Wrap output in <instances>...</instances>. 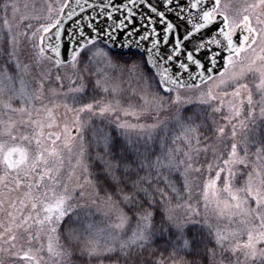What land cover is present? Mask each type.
I'll return each instance as SVG.
<instances>
[{
  "label": "snow or ice",
  "instance_id": "6c2138e0",
  "mask_svg": "<svg viewBox=\"0 0 264 264\" xmlns=\"http://www.w3.org/2000/svg\"><path fill=\"white\" fill-rule=\"evenodd\" d=\"M10 10L14 18L19 8L14 0H3L0 106L8 113H19L21 119L9 116L0 120V136L12 141L34 140L37 153L33 158L28 149L0 141V212H6L8 218L6 224L0 222V264L14 260L41 264L43 255L38 258L32 247L25 250L22 243L26 236L29 245L39 243L35 252L43 253L41 234L47 241L48 256L57 264H264V0L248 4L242 14L233 13L230 0H59L55 7L48 5L44 16L23 17L38 21L35 26L26 24L23 32L13 30ZM20 36L28 38L29 50L22 47ZM256 46L262 54L251 61L247 71L259 73L256 87L260 99L254 100L247 83H239L245 72L234 73L231 79L237 83L231 93H224L233 97L223 116L226 123L212 129L220 139L231 126L228 139L232 143L225 158L217 145L208 142L212 135L206 121L197 122V110L185 107L190 103L207 105L217 97L210 89L195 101L183 93L214 81L218 67L223 68L218 75L224 77L230 67L247 58L245 54L256 52ZM257 60L262 63L253 68ZM98 62L112 70L128 67L135 74L144 93L141 99L156 113V122H118L111 131L101 128L93 136L95 154L84 162L83 113L103 118L119 109L137 121L141 113L131 106L121 108L119 100L115 105L102 104L98 110L93 103L73 108L65 102V109L77 115L73 120L75 135L67 124L63 128V148L71 153L72 142L79 136L77 166L87 174L83 183L70 191L60 179V167H49L48 157L63 160L57 148L61 135L49 132L52 147H44L45 124L34 119L33 113L39 116L44 112L47 120H53L52 109L43 103L46 84L53 96L71 95L74 102L90 88L108 93V73L104 81L96 79L92 85L83 74ZM65 78L67 91H63ZM111 91L118 93L119 84H112ZM14 100L19 106H14ZM37 101L41 107H36ZM222 109L223 100L212 107L213 112ZM162 112L171 115L160 120ZM167 124L181 130L172 143L184 141L186 159L177 161L178 148L157 154L156 137L151 132L144 139L129 135L130 130L155 132ZM53 126V122L47 123L48 128ZM252 146L256 163L243 186L237 187V166H242L244 175ZM209 151L214 163L207 165L210 176L202 190L205 208L214 202L221 219L227 214L230 219L243 217L242 224L259 222L250 224L243 242L230 246L225 243L228 235L201 217L199 202L195 206L191 202L189 173L202 171L201 166H195L198 160L193 153L195 158L201 153L207 158ZM21 189L23 198L13 199L11 194ZM93 207L105 209V216L115 213L107 235L94 228L90 219ZM181 208L184 211L178 213ZM132 221L135 226L129 233ZM158 252L161 254L152 260ZM163 252L168 253L167 259Z\"/></svg>",
  "mask_w": 264,
  "mask_h": 264
},
{
  "label": "rangeland",
  "instance_id": "374dc122",
  "mask_svg": "<svg viewBox=\"0 0 264 264\" xmlns=\"http://www.w3.org/2000/svg\"><path fill=\"white\" fill-rule=\"evenodd\" d=\"M14 2L17 4L19 11L15 13V17L13 18V14L11 10L9 11V20L13 26V30L15 32H21V27L24 23H38L36 20H23V17L28 16L31 17L33 15H41L44 16L47 14V7L49 4H52L53 7L56 6V4L59 2V0H14ZM256 0H230V3L232 5V11L234 14H242L243 9L251 3H255ZM3 3V0H0V4ZM3 11H0V18L3 17ZM35 25V24H34ZM2 26V25H0ZM19 39L23 42L22 47L27 51L29 50L30 46L28 44V38L23 36H20ZM256 52H249L246 55V59H243L241 63L236 64L234 67H230L228 71L225 73L224 77H220L219 75L216 76V79L214 81H208L205 84H202L199 89H192L189 91H185L183 95L185 97H190L193 101H195L201 93H207L209 89L212 91V94L217 97L216 100L210 101L207 106H210L211 108L213 106H218L220 100L224 101V109H222L221 112H215L219 115L221 120V125L225 124L226 121L223 120V116L227 115V107L228 102L233 100V97L231 95L224 96L225 92L231 93L233 90L236 81L232 80L231 77L234 73H240L241 71L245 72V75L243 78L239 80V83H247L249 88L252 91L254 100H259L261 93L258 91L256 85L259 82V73L256 71L248 72L247 66L251 63L253 59H255L258 55H261L259 46H256ZM261 61L257 60L256 64L253 65V68H258L261 65ZM70 74V70H66ZM105 73L109 74V80L107 81L109 83V95L107 93L106 96L107 100L93 103L95 108L98 110V108L102 104H106L111 102L112 104H116L117 100L120 102L121 108H128L129 106L135 108L138 112L141 113L140 119L137 121L133 116H125L122 111L119 109L111 114H106L105 117L101 118L99 115H93L90 112H85L81 115V119L85 122L86 127L84 128L82 135L84 137V145L87 148V152L85 153V156L83 157L84 162L90 161V156L93 157L95 154V148H94V142H93V136L95 132H98L101 128L104 129L101 122L110 123L113 126L116 127V124L118 122H127L130 124H152L155 123L156 120L154 119L156 116V113L149 107V105H145L144 100L141 99V95H143V89L140 85L137 83V78L134 74H130L127 76L126 79H123L121 76V72L118 70H112L109 68H106L103 64V62H98L96 64H92L89 66L88 71L86 73H83L85 77L91 76L94 80L100 79L104 81L105 79ZM132 73V72H131ZM55 75V71L53 72V76ZM31 79V78H29ZM221 81H225V83H221ZM119 84L120 91L118 93H113L111 91V85L112 84ZM33 87H37L35 81H32ZM65 88L63 91H67L68 86V80L65 78L64 81ZM45 96L43 103L47 104L49 108L53 111V120L49 121L47 120L46 113L41 112L39 116H36L35 113H33L34 119L42 120L45 124L43 131H44V137H43V146L51 148V141L48 139L47 134L49 132L57 133L61 135V140L57 142V148L60 151V154L63 156L62 162L59 160L58 157H48L49 159V167H55L59 166L60 171V179L63 183L67 184L69 190L71 191L74 187H76L77 183H83L85 176L87 175L82 166H77V160L80 159L79 157V151H80V139L79 136H76V139L73 143L72 151L71 153L68 152L67 149L63 148L64 143V135H63V128L65 124L68 125L69 129L75 135L74 130L75 127L73 125V120L75 116L77 115L76 112H70L63 104L66 102L71 107H79L76 105V102L73 101L72 96L69 95L67 98H65L63 95L53 96L50 92L47 91L48 85L45 86ZM102 91V89H100ZM135 90V93L133 92ZM59 91V89H58ZM103 92V91H102ZM149 100L151 99L150 96L148 97ZM4 99H7V97H4ZM205 99H207V96L205 95ZM14 106H19V101H13ZM59 104V107H56L55 105ZM36 107H41V102H36ZM259 113V106H257V114ZM168 113H160V120H164ZM245 114H247V105H245ZM9 116L13 120H20L21 115L19 113H8L6 109H4L2 106H0V120H8ZM26 118V117H25ZM53 122V127L48 128L47 123ZM101 123V124H100ZM2 127V125H0ZM38 130V129H37ZM105 130V129H104ZM26 131L31 134L32 128L28 127ZM106 131V130H105ZM157 131V130H156ZM155 131V132H156ZM151 132L154 134L155 132H152L151 129H145L144 132H140L137 130H130L129 135L134 139L137 137H140L141 139L146 138V136ZM231 133V126L226 128L224 137L220 139H216V136L214 139L209 143H214L218 146L220 152H222L226 158L227 152L230 150V145L232 141L228 139ZM19 135V133H17ZM237 139L239 140L240 137L238 136ZM0 141H7V144L9 146L18 145L21 147H24L28 149L30 157H35L37 153V146L35 144V141L33 140L31 143L29 141H21L16 140L12 141L7 136H0ZM243 145H241L242 150ZM47 156V153H45ZM194 159H197L198 166L202 167V171L200 173H189V178L192 179V181L199 179L200 177L204 178V183L209 179V172L207 169V165L210 162L214 163V158L212 155V152L209 151L207 154V158L205 157L204 153H201L198 158H195V154L193 153ZM222 164V160L220 161ZM256 158L253 154L249 153V168L243 169L244 175H241V169L242 166H237V177L234 183L237 187L243 186L246 180V174L248 171L251 170V168L255 165ZM261 163H264V161H261ZM44 165H40V168H43ZM215 175V169L211 173V176ZM222 173V177H223ZM253 175H255L253 173ZM193 177V178H192ZM47 182V181H46ZM203 183V185H204ZM202 185V186H203ZM23 192L24 189H21L20 191L13 192L11 194L12 198L15 199L16 197L23 198ZM195 195H192V203L193 205H197L199 207V211L201 213V217L207 218L210 220L213 225L217 226L219 229H221L226 235H228V240L225 242L226 246L232 245L234 242H243L244 239H246V235H243L246 233L247 228L250 226L251 223L258 224V221L250 222V224H242L240 223L241 219H244L243 217H234L229 218L227 214L223 219L218 217L215 203L209 202L208 207L205 208L204 206V200L203 198L200 201L193 200ZM209 197L211 201V192H209ZM28 209L25 210L27 212ZM105 209H101L100 211H97L95 207L92 208L93 215L91 216V222L94 225V228L96 230L103 229L104 235H107L109 231H112V229L109 228L110 223H112L115 220V213L110 212L108 216L104 215ZM184 209H177L178 213H182ZM7 214L6 212H0V222L7 223ZM3 231V228H0V232ZM33 231H36L34 229ZM232 232H239L241 235L232 236L230 235ZM41 240L45 244V251L43 253L35 252V249H37L40 245L37 242H33V244L29 245L27 243V237L25 236L22 243L24 245V249L27 250L28 247H32L34 250L35 255L39 258L41 255H43L44 259L41 260V264H57V262L53 259H51L48 256V253L46 251V244L47 241L44 238L43 234H41ZM237 255H240V253H237ZM242 259V256H241ZM11 264H31V262H26L22 260H14L11 262Z\"/></svg>",
  "mask_w": 264,
  "mask_h": 264
},
{
  "label": "trees",
  "instance_id": "16d2710c",
  "mask_svg": "<svg viewBox=\"0 0 264 264\" xmlns=\"http://www.w3.org/2000/svg\"><path fill=\"white\" fill-rule=\"evenodd\" d=\"M26 24H28V23H24L23 26L21 27V32H23L25 30ZM32 24L36 25V23H32ZM28 31L30 32L31 30H28ZM23 38L25 39L24 36H23ZM118 71H120L122 73L121 76L123 79H126L127 76H129L130 74H134L132 71H130V69L128 67H125L122 71L121 70H118ZM86 80L88 81V83L90 85L95 83V80L91 76L87 77ZM107 94L109 95V93H107ZM107 98H109V97L106 96V94L104 92H102L100 89H96L95 92H93L90 88L86 93L81 94V97L76 101V105L80 106V104H82V103H97V102L99 103L101 101L107 100ZM185 107L197 110V114L199 116V120L197 122H200L201 120L206 121V123L209 125V131L212 135V140H213L214 137L216 136V133L214 131H212V129H214L215 127H218L221 124V120H220L219 115L217 113L213 112L212 108L210 106H207V105L190 103V104L185 105ZM170 115L171 114H167L166 116H170ZM213 121H215V124H213ZM101 123H102V126L104 127V129L106 131H111V130L116 128L115 126H113L110 123H106V122L105 123L101 122ZM180 132H181V130L172 124H167L166 127H165V125H162L161 129L157 130L153 134L156 137V147L158 149L157 154L166 153L169 149H177L178 148L180 151L176 153L177 161L182 160V159H186L184 157V152L187 151V145L184 143V141L183 140H176L175 144L172 143L173 139L180 135ZM134 139H136V138H134ZM211 141H208V142H211ZM161 143H163V149L160 148ZM254 152H255V147L254 146L250 147L249 153L253 154ZM91 158L92 157L90 156V159ZM195 166H198V164L196 163ZM189 179H190L191 187H192V195H195L193 200L200 201L202 199V190H203L202 185L204 183V178L200 177L199 179L197 178V180H195V181H192L191 178H189ZM101 195H103V193H101ZM175 202L176 201L174 199V203ZM134 226H135V221H132L129 224L127 231L130 233L131 229ZM160 254L161 253L158 252L157 256H153V257H151V259L155 260ZM163 256L165 257V259H167L168 253L163 252Z\"/></svg>",
  "mask_w": 264,
  "mask_h": 264
},
{
  "label": "water",
  "instance_id": "95a60500",
  "mask_svg": "<svg viewBox=\"0 0 264 264\" xmlns=\"http://www.w3.org/2000/svg\"><path fill=\"white\" fill-rule=\"evenodd\" d=\"M220 71H223V68H222V67H218V68L216 69V75H218V73H219ZM74 133H75V130H74Z\"/></svg>",
  "mask_w": 264,
  "mask_h": 264
}]
</instances>
